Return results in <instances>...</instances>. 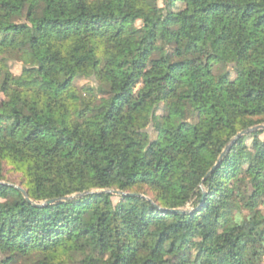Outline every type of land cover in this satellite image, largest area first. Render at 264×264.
I'll use <instances>...</instances> for the list:
<instances>
[{"label":"trees","instance_id":"16d2710c","mask_svg":"<svg viewBox=\"0 0 264 264\" xmlns=\"http://www.w3.org/2000/svg\"><path fill=\"white\" fill-rule=\"evenodd\" d=\"M262 124L264 0H0V264H264Z\"/></svg>","mask_w":264,"mask_h":264},{"label":"water","instance_id":"95a60500","mask_svg":"<svg viewBox=\"0 0 264 264\" xmlns=\"http://www.w3.org/2000/svg\"><path fill=\"white\" fill-rule=\"evenodd\" d=\"M259 128H264V124H262V125H258V126H255V127H251V128H248V129H246V130H243V131H241L236 137H234L233 139H232V141H231V143L226 147V149L224 150V152H223V154L221 155V157H220V160L223 158V156L228 152V150L230 149V146H231V144L232 143H234L236 140H237V138H239L240 136H242V135H244V134H246V133H249V132H251V131H253V130H256V129H259ZM220 162V161H219ZM217 166V165H216ZM216 167H214V169H215ZM114 193H122V192H118V191H114ZM68 198H71V197H65L64 199H68ZM55 200H50V201H48L49 203H52V202H54ZM174 211H176V212H185V210H182V209H176V210H174Z\"/></svg>","mask_w":264,"mask_h":264},{"label":"rangeland","instance_id":"374dc122","mask_svg":"<svg viewBox=\"0 0 264 264\" xmlns=\"http://www.w3.org/2000/svg\"><path fill=\"white\" fill-rule=\"evenodd\" d=\"M38 54H39V56H43V55H44V51L39 50ZM20 68H21V67H20V65H19L18 63H15V64L13 65V71H14L15 73H19L20 70H21ZM234 74H235V71L233 70V71H232V76H234ZM87 95H88V94H87ZM178 108L182 109L183 107H182V105H179ZM7 169L9 170L10 167H7ZM18 176H19V174L14 173V172H11V173L9 172V173H8V177L11 178V179H13V180L17 179Z\"/></svg>","mask_w":264,"mask_h":264}]
</instances>
